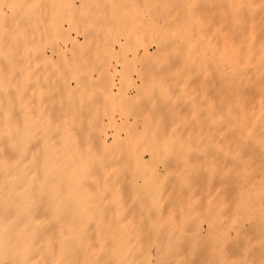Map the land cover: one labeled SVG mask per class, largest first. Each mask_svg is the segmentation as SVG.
I'll return each mask as SVG.
<instances>
[{
  "label": "rangeland",
  "instance_id": "rangeland-1",
  "mask_svg": "<svg viewBox=\"0 0 264 264\" xmlns=\"http://www.w3.org/2000/svg\"><path fill=\"white\" fill-rule=\"evenodd\" d=\"M50 1L52 0H0V9L3 10L1 15L5 18L0 20L5 28L12 27L22 19L21 10L23 13L37 10L40 16L43 15L41 11L46 12V7L51 6ZM54 1L58 7L57 17H54L56 20L60 19L58 22L61 25L57 24L58 28L54 29L56 25L52 24L50 30L47 28L43 30V25L40 26L41 23L38 22L39 27L36 26L31 33L33 37L38 36V41L36 37L34 39L37 43L33 41L32 45H28L33 40L31 37L28 42L23 41L9 46V50L14 48L25 50L19 57L22 63L25 62V54L36 53L35 61L30 59L34 62H26L30 72L37 70V86L40 93L43 92L42 100L32 102L27 112H23L21 108L15 109L8 116L7 123L1 122L6 119L0 115L1 126L9 128L19 126L28 117L40 116L37 125L43 128L47 127L45 123L47 119L54 118L55 124L50 123L49 134L42 138L61 141L69 136L73 143L80 147L87 142L94 151L105 152L107 159L103 168L99 167L101 163L97 160L90 162L91 166L95 165L98 168L95 175L106 172L119 176L120 190L105 191L99 196L89 197L97 198L95 203L103 206H114L117 204L116 200L121 198L125 207L123 214L127 213L129 206L138 204L133 199L137 200L135 195L140 194L169 210L172 207L178 208L187 189V192H190H186V199L191 195L192 200L199 203V209L191 210L192 214L191 211L190 215L187 213L189 217L184 220L187 223L186 245L194 252L190 257L183 259L184 264H230L231 257L241 251V246L235 244L237 241L234 236L237 217L233 220L227 214L231 209L223 200V194L216 192L217 181L211 176L209 166L213 161L212 157H208L207 159L211 158L208 161L205 159V162L207 161L205 165L201 154L202 160L197 156L202 152H198L200 147L201 150L206 149L207 152L209 149L210 152V147H205L204 144L205 148L199 147L197 135L203 125L212 121L218 109L211 79L207 80L208 84L201 81L197 59L198 47L201 46V40L206 38L207 52L211 55L217 42V33L228 36V27L223 25V28L217 23L215 1L205 0L203 4L197 0L193 2L186 0L189 3L181 13L178 12L181 9L178 6L183 7L185 0H177L176 3V0H168L173 1L172 5H169L172 2L166 4L167 0H126L125 4V0H122L123 6L118 0L122 6L119 11L117 7H120V4L117 0H73L71 4H68L67 0ZM155 1L163 3L156 5ZM114 2H118L116 4L119 5L113 11ZM178 3L179 5L175 6ZM67 4L69 6L66 9H61ZM161 4L168 6L166 8ZM156 6L160 7L159 10ZM155 7L156 12L153 10L152 16L151 9ZM162 7L167 9L164 14L162 13L165 10ZM50 12L49 16L52 18ZM177 12L182 15L178 16ZM155 13L157 15H154ZM169 14L173 16L169 17ZM158 15L162 16V19ZM164 15L168 18H164ZM39 16L38 20L41 18L43 22L44 19L50 22L48 15L44 19ZM140 16H145L142 22ZM68 19L71 21L68 22ZM136 19L138 23L134 25ZM51 20L53 21V18ZM157 20L159 23H156ZM150 21L154 22L153 25L147 26L146 23ZM49 22L44 26L49 25ZM130 23L133 26H130ZM20 24L22 21L16 25ZM136 24L139 28L144 24L146 26L144 25L138 32ZM116 25L119 26V30ZM15 28L14 26L11 29ZM134 30L137 31L135 33L137 36ZM159 43L161 46L158 47ZM97 48L99 55L97 52V55L95 54ZM146 48L149 55L143 52ZM41 52L48 60L39 55ZM3 54L6 56L7 52L0 46V56ZM33 83L35 82L32 81L31 84ZM12 88V82L8 83L2 96L12 93ZM68 97L72 100L69 104ZM67 98L68 102L65 100ZM64 111H68L66 113L68 115ZM65 115L68 117H64ZM133 130L137 131V134ZM134 134L135 137L132 136ZM149 146H152L151 151ZM136 147L141 149L139 152L143 156L142 160L136 161L133 158ZM70 155L61 154L63 158ZM199 166L203 167L205 172ZM141 171H144L145 179L136 173ZM85 183L89 184L88 180H85ZM156 208L158 207H154L153 210ZM217 209L219 212L215 213ZM255 211L259 213L260 210ZM128 218L125 215L118 219L113 213L108 216L107 222L110 224L116 221L126 222ZM176 221L175 219L174 222ZM157 224H164V219H159ZM244 225L249 226L248 223ZM254 227H248L252 231L248 233L247 230L248 234L242 239H246V242L251 241L250 246L247 245L253 248L250 255L264 257V244L261 242L263 234ZM168 236L170 240L176 239L177 230H173ZM254 241H260L263 245L257 246ZM144 249L147 259L151 264H156L159 260L156 245L149 244Z\"/></svg>",
  "mask_w": 264,
  "mask_h": 264
},
{
  "label": "bare ground",
  "instance_id": "bare-ground-1",
  "mask_svg": "<svg viewBox=\"0 0 264 264\" xmlns=\"http://www.w3.org/2000/svg\"><path fill=\"white\" fill-rule=\"evenodd\" d=\"M72 1L67 0V3L71 4ZM119 1L122 2V6L126 3V0ZM156 1V5L163 3ZM173 1L167 0L165 3L172 2L169 3L172 5ZM188 1L185 0L187 4L182 2L183 7L178 6L181 8L178 12L181 13V10L187 8ZM197 1L203 4L205 2ZM214 1L217 23L221 27L223 25L228 27V36L217 33V42L211 55L207 52L206 38L201 40V46L198 47L197 59L201 81L208 84L211 79L218 109L212 121L203 125L200 131L198 130L199 137L197 135L199 147L204 144L205 147H210V152L209 149L206 152V149L203 151L200 147L198 152H202H197V156L199 160L202 156L203 162L212 157L213 161L209 166L211 176L217 181L216 192L223 194V200L230 207L231 210L227 214L232 219L237 217L234 236L237 241L235 244L241 246V251L231 257L230 264H264L263 255L258 258L255 254L250 255L253 248L247 245L250 246L251 241L249 240V243L242 239L251 230L249 228L255 226L256 231L258 229L263 234L261 242L264 244V212L261 211H264V0ZM50 2L51 6L46 7L47 14L44 10L41 11L43 15L48 16L51 11L53 21L49 16L50 24L47 26H44L48 24L44 19L46 15L40 14L47 22L44 21L43 24L41 18L38 20L40 12L37 10L29 13H23L21 10L22 19L19 22L22 21V24L17 26L19 22L14 23L15 29H11L14 26L9 27L10 29L7 26L5 28L0 20L2 22L0 46L7 52L6 56L4 54L0 56L3 59L0 60V115L6 119L0 120L1 122L7 123L8 116L15 109L21 108L23 112H27L32 102L42 100L43 92L40 93L37 86V70L30 72L26 62H34L36 53H27L29 57L25 54L26 63H22L19 57L25 50L23 51V48L9 50V46L23 41L28 42L31 37L33 40L28 45H32L35 37L38 41V36L33 37L31 34L38 22L41 23L40 26L43 25V30L46 28L50 30L52 24L56 25L55 28L53 26L54 29L61 25L58 22L60 19H55L58 13L57 4L54 0ZM118 2H114L113 11L120 4V2L116 4ZM68 4L61 9H66ZM121 4L117 10L121 9ZM156 7L159 10L160 7ZM156 7L151 9L152 16L154 13L152 11ZM164 7L162 9L165 10ZM166 10L162 14L166 13ZM189 10L192 12L191 8ZM2 12L0 9V19L3 20L5 18L1 15ZM165 16L164 18H168ZM172 16L173 14H169V17ZM144 17L140 19L141 22ZM159 17L162 19V16ZM153 18L155 22V16ZM137 19L134 25L138 23ZM154 22L146 24L151 26ZM156 23H159L158 20ZM131 24L130 26H133ZM136 26L134 27L137 31L142 28H139L138 24ZM136 30L134 34L137 33ZM98 48L95 54L99 52ZM147 51V48L144 49V54ZM32 81L36 84H31ZM10 82L13 87L12 93L2 96L5 86ZM46 87L47 91L48 86ZM49 87L51 89V86ZM68 98L65 99L67 102ZM69 100L67 104L72 102L70 98ZM66 115L64 117H68ZM39 117H28L23 124L11 128L1 126L0 122V264H151L144 249L149 244H155L157 247L159 260L156 264H184L183 259L194 253L186 245L187 223L184 220L192 214L191 210L199 209V203L192 200L191 195L186 199L185 196L190 191L185 190L180 207H172L170 210L162 204L159 206L156 202L142 197L140 193L135 195L137 200L133 199L138 204L129 206L125 214L121 198L116 200L117 204L114 206L95 203L97 198L92 199L89 196L120 190L119 176L106 172L95 175L98 168L95 165L91 166L90 162L97 160L101 163L99 167L103 168L107 159L105 152L94 151L87 142L80 147L73 143L69 136L61 141L45 140L42 137L49 134L48 126L55 120L53 117V120H44L47 127L40 128L37 125L41 118ZM135 133L137 134V131ZM132 136L135 137V134ZM151 147L149 146V150ZM139 150L141 149L136 147L134 154L132 153L136 161L143 159ZM62 153L71 155L63 158ZM201 166L199 168L204 170V166ZM136 173L143 179L146 178L144 171ZM85 180H88L89 184L85 183ZM154 207L158 208L153 210ZM257 209L261 212L255 211ZM221 210L223 211V208ZM218 212V209L215 210V213ZM113 213L118 219L125 215L129 218L126 222L116 221L110 224L107 218ZM159 219H164V224H157ZM245 223L249 224V228L245 227ZM173 230H177V238L170 240L168 235ZM261 242H256L257 246L263 245Z\"/></svg>",
  "mask_w": 264,
  "mask_h": 264
}]
</instances>
